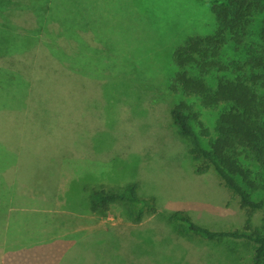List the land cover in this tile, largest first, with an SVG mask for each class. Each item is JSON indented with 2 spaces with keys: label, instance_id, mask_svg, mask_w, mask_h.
I'll use <instances>...</instances> for the list:
<instances>
[{
  "label": "rangeland",
  "instance_id": "rangeland-1",
  "mask_svg": "<svg viewBox=\"0 0 264 264\" xmlns=\"http://www.w3.org/2000/svg\"><path fill=\"white\" fill-rule=\"evenodd\" d=\"M46 1L0 0V76L14 84L0 90V264H251L253 242L210 240L168 218L182 212L214 230H242L248 218L264 233V209L248 213L206 159L192 158L170 114L180 100L192 104L191 125L209 147L222 105L204 108L168 85L172 51L214 31L217 1ZM33 5H48L44 29ZM26 36L33 43L18 48ZM135 182L146 204L85 208L93 190Z\"/></svg>",
  "mask_w": 264,
  "mask_h": 264
},
{
  "label": "trees",
  "instance_id": "trees-1",
  "mask_svg": "<svg viewBox=\"0 0 264 264\" xmlns=\"http://www.w3.org/2000/svg\"><path fill=\"white\" fill-rule=\"evenodd\" d=\"M35 1L41 5V0H33ZM216 1L210 7L217 23L214 31L189 36L172 51L171 62L176 71L170 77L168 85L174 93L196 97L204 108L222 105L215 121L216 136L209 147L201 145L191 125V119L198 118L192 104L180 100L174 104L170 114L178 135L191 140L188 152L192 158L206 159L224 184L239 196L240 206L245 207L249 213L255 209H264V197L255 199L252 196L254 193L264 192V0ZM40 5H33L38 14L39 30L44 29L42 11L48 10V5L44 9ZM64 8L67 13L66 28L73 34L76 25L66 7ZM257 16L261 17L260 26L256 38L249 40L250 29ZM86 18L90 26L92 21L89 20L88 10ZM22 41L23 44L18 48L26 49L34 40H29L26 36L21 38ZM15 46L14 44V49ZM227 47H232L243 57L225 56L223 51ZM12 78L0 76V90L6 85L13 86ZM1 91L5 94V89ZM197 122L201 134L206 135L207 129L200 121ZM207 169L208 164H201L195 171L203 173ZM89 199V209L92 212L106 211L111 202L121 200L135 204L147 203V200L138 197L136 182L130 183L123 193L93 190ZM142 214L143 210L140 208L137 221H140ZM168 218L183 222L188 232L200 234L210 240L227 237L247 239L255 245L251 264H264V233L252 229L248 218L242 230L210 229L178 211L168 215ZM262 228L264 229V223Z\"/></svg>",
  "mask_w": 264,
  "mask_h": 264
},
{
  "label": "crops",
  "instance_id": "crops-1",
  "mask_svg": "<svg viewBox=\"0 0 264 264\" xmlns=\"http://www.w3.org/2000/svg\"><path fill=\"white\" fill-rule=\"evenodd\" d=\"M85 208H89V202H86V207ZM89 229H91V227H89Z\"/></svg>",
  "mask_w": 264,
  "mask_h": 264
}]
</instances>
